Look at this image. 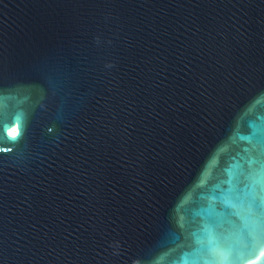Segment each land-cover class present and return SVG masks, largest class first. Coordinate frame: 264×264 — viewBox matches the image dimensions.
<instances>
[{
	"label": "water",
	"instance_id": "1",
	"mask_svg": "<svg viewBox=\"0 0 264 264\" xmlns=\"http://www.w3.org/2000/svg\"><path fill=\"white\" fill-rule=\"evenodd\" d=\"M0 264H264V0H0Z\"/></svg>",
	"mask_w": 264,
	"mask_h": 264
}]
</instances>
